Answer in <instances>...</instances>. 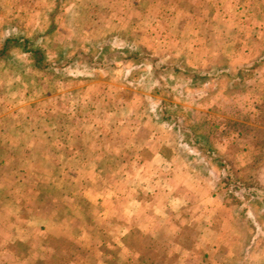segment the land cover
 Wrapping results in <instances>:
<instances>
[{
  "label": "rangeland",
  "instance_id": "374dc122",
  "mask_svg": "<svg viewBox=\"0 0 264 264\" xmlns=\"http://www.w3.org/2000/svg\"><path fill=\"white\" fill-rule=\"evenodd\" d=\"M154 2L156 11H139L138 3L145 10L152 0H75L76 11H71L70 0H0V46L5 36L22 33L32 39L35 47L47 45L52 39L61 44L72 39L85 43L108 38L113 49L100 61L98 56L82 54L70 65H53L47 71L31 66L20 69L14 64L16 57H22L18 50L10 58L11 63L0 60V153L18 150L23 146L18 144L23 137L33 140L29 144L32 151L40 152L45 145L39 135L46 140L74 136L77 120L69 111L77 98L82 99L80 113L90 116L94 123L89 136L98 135L105 125V135L127 141L131 154L139 151L149 156L160 149L170 156L176 148L179 150L178 140L184 137L174 125L197 126L222 158V166L212 156L204 158L203 153L191 147L195 155H200L193 161L195 167L183 159L179 168L176 166L179 171L186 170V181L175 179L174 189L170 186L172 191L168 189L167 193H142L144 205L129 208L128 213L134 215L133 229L123 250H119V228L114 218L102 225L93 212L81 211L83 217L94 219L88 230L92 238L74 246L73 259L79 264H264V81L251 77L247 96L239 95L243 94L239 85L234 89L226 85V94L215 96L220 81L214 79V74L237 54L226 46V37H240L242 25L249 20L243 16L245 1L238 4L236 14L211 11L213 3L206 0ZM248 3L258 22L264 21V0ZM232 25L239 29L233 30ZM38 29L49 32L35 37ZM214 29L224 30L226 37L220 32L212 33ZM220 39L225 40V46L222 62L216 63L213 57ZM136 51L137 58H129ZM55 55L56 49H51L50 58ZM165 62L168 70L177 65L183 71L211 73L213 79L205 91L192 90L182 73L165 72ZM153 74L157 77L151 81ZM165 76L174 83L172 86L160 84ZM231 96H235L234 101ZM161 100L184 106L186 111L167 105L173 114L171 122H166L161 111L167 106L160 104ZM26 102H32L26 109L13 115L6 113L10 107L18 108ZM219 107H224L225 116L220 115ZM57 108L63 113L56 114ZM54 120L58 128L51 126ZM217 121L221 123L218 128ZM16 124L22 125L21 131ZM12 135L16 136L14 143L4 142ZM134 137L140 144L131 143ZM111 146L116 149L118 144L113 142ZM51 147L55 149V145ZM46 157L37 156L34 168L53 167L54 159ZM110 163L116 165L118 161ZM200 184L206 192L199 188ZM34 194L27 193L29 197ZM183 194L189 205L181 207ZM170 195L177 198V211L171 216L162 211ZM152 204L157 209L148 208ZM55 243L61 247L58 261L67 264L72 257L67 253L70 241Z\"/></svg>",
  "mask_w": 264,
  "mask_h": 264
},
{
  "label": "crops",
  "instance_id": "0c3cea01",
  "mask_svg": "<svg viewBox=\"0 0 264 264\" xmlns=\"http://www.w3.org/2000/svg\"><path fill=\"white\" fill-rule=\"evenodd\" d=\"M154 1L156 0H152L151 6L149 8L146 6L145 10L142 4L138 3L136 7L140 8L139 11H156ZM243 1L247 6V8L243 6L245 10L243 16L246 17L244 19L249 18V20L244 23L247 25H242L243 34L240 33V37L231 38L230 35L226 37L224 30L212 31V33L220 32L221 35H225L226 46L232 47L234 53H237L221 66L224 69L214 74V79L220 81V84L215 87V96L223 97L227 92L226 85L232 88L239 85L243 93L239 95L247 96L251 77L264 81V21L258 22L255 18L256 12L251 11L253 8L248 1L253 0H206L213 3L211 11L216 13L217 11H233L235 14L238 12V4ZM75 4V0H70L71 11H76ZM262 14L264 18V13ZM237 18L240 19L239 16ZM244 19L241 17L242 21ZM235 27L239 29L238 25H232L233 30ZM220 40L216 56L213 57L216 63L222 62L225 46V40L224 42ZM186 42L188 44L187 38ZM191 71L200 75L206 74L200 70ZM206 75L209 77L202 78L203 81L200 78L202 83L196 86L190 83L191 75H186V81L193 86L192 90L198 88L202 92L211 83L210 79H213L211 73ZM231 97L234 101L235 96ZM77 99L75 103H72V109L69 111L77 120L74 122V136L69 139L57 136L46 140L42 137L43 135H39L38 139L45 145L44 150L40 152L32 151L29 144L33 143V140L23 137L18 143L23 146H19L18 150H6L0 153V264H63L58 261L61 247L57 246L56 240L70 241L71 248L67 253H70L72 257L70 256L67 264H79L76 259H73L74 246L85 238L87 240L92 238V232L88 230L94 221L93 218L83 217L85 214L81 211L85 210L93 212L96 215L95 220L100 221L102 225L114 218L119 228L116 236L119 241V250H123L126 247L125 241L133 229L134 215L129 214L128 211L131 206L144 205L142 193L147 195L156 192L167 193L168 189H174L175 179L187 178L186 170H178L180 160L183 159L177 151L178 148L170 156L160 149L149 156L142 155L139 151L131 154L128 151L130 145L127 141H123L120 136L112 138L105 135V125H102L98 135L89 136L88 133L94 123L90 116L80 113L79 102L82 99ZM220 101L223 104V100ZM31 103L26 102L18 108L10 107L6 113L16 114L18 110L23 107L26 109ZM218 109H221L220 115L225 116L224 107ZM57 110L58 108L55 111L56 114L63 113L62 109H59L60 112ZM248 110L246 107L247 114H249ZM47 123L49 124L48 121ZM81 123L83 126H80ZM50 124L53 128L59 126L56 120L50 121ZM220 124L217 121L216 128ZM15 127L19 131L22 129L21 124H16ZM35 127L38 128V126ZM15 141L16 136L12 135L6 137L4 142L12 144ZM113 142L118 144L116 149L111 146ZM139 142L137 137L131 141L135 145L140 144ZM52 145H55V149L51 147ZM41 154L54 159L53 167L34 168L35 159ZM110 160H117L118 163L108 164ZM5 170L8 173L4 172ZM201 187L202 191L206 192V187L200 184L199 188ZM29 191L35 194L29 197L27 195ZM182 196L181 207L189 205L185 202L186 196L184 194ZM169 199L172 201L168 200L162 211L171 216L177 211V205H175L177 198L170 195ZM157 207L152 204L148 208L157 209ZM79 213H82V216ZM101 255L104 261L106 255L104 250ZM54 257L57 258L53 260Z\"/></svg>",
  "mask_w": 264,
  "mask_h": 264
},
{
  "label": "trees",
  "instance_id": "16d2710c",
  "mask_svg": "<svg viewBox=\"0 0 264 264\" xmlns=\"http://www.w3.org/2000/svg\"><path fill=\"white\" fill-rule=\"evenodd\" d=\"M47 31H41L40 29L35 31V37H41L45 34H48ZM108 38H102L99 40H88L85 43H81L76 39L72 40H65L63 43H56L53 39L50 43L47 45H43L40 47H35L32 39L26 37L24 34H15L12 33L10 35H7L3 38L1 41L0 46V60H5L6 62L11 63L10 58L13 56L15 50L22 53V57H16V61L14 60V64L20 66V69H24L25 67H33L39 70L47 71L49 69H52L53 65L65 67L67 65H70L73 60L78 59L80 55L84 54L85 56L91 57L92 56H98V60L104 58V54L111 53L112 50L110 48V45L107 43ZM56 44V47H55ZM87 47V49H85ZM56 49V55L53 58H50V53ZM110 50V51H109ZM109 51V52H108ZM120 52V49L119 51ZM139 52H134L133 55H129V58L135 59L137 58ZM120 58L122 57L120 54L118 55ZM153 60V59H152ZM155 60V59H154ZM100 61V60H99ZM98 62V61H97ZM102 62V61H101ZM14 65V66H15ZM91 65L97 66L96 63H92ZM163 69L165 67V72L173 71L175 74L182 73L184 76V79L187 80L186 75H191V84L197 85L202 83V78L208 77V75H200L199 73H194L193 71H183L182 67L180 66H173L168 70L169 65L164 63L162 66ZM163 76V75H162ZM157 77L156 74L152 75L151 81L154 80V78ZM166 77V76H165ZM164 78V77H163ZM201 78V80H200ZM128 80H124L126 83ZM143 82V81H142ZM145 83V81H144ZM165 83L170 86H172L174 83L170 81L168 77L164 78L163 80H160V84ZM141 86V85H140ZM160 104H163L164 106L169 105L171 108L172 106L179 107L181 111H186V107L179 106L175 103H166L165 101H160ZM169 108V109H170ZM168 106L161 111V115H163V119L166 122H171L170 116L173 114L171 109L169 110ZM184 121V120H183ZM183 123V122H182ZM184 124V123H183ZM187 124V123H185ZM189 124V123H188ZM190 127H187L183 125L181 128L178 124L174 125V128H178L183 134V138L179 139V150L178 153L182 156L183 160L187 162V164L191 167H195L194 160H197V158L200 157L199 154L195 155L191 149V147H195L200 153L204 154V158L211 157L215 159V161L219 162L220 166H222V158L218 155L216 152L215 147H213L212 143L208 139V136L203 135L198 132L197 126L195 127L192 124H189ZM176 126V127H175ZM212 154V155H211Z\"/></svg>",
  "mask_w": 264,
  "mask_h": 264
}]
</instances>
